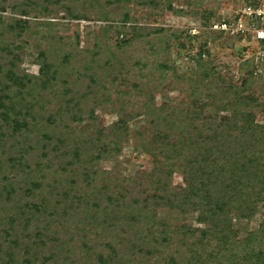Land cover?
<instances>
[{
	"label": "trees",
	"instance_id": "obj_1",
	"mask_svg": "<svg viewBox=\"0 0 264 264\" xmlns=\"http://www.w3.org/2000/svg\"><path fill=\"white\" fill-rule=\"evenodd\" d=\"M171 2L0 0V264H264V231L237 241L233 230L234 219L264 205V125L255 119L264 101L252 92L264 86V63L247 56L241 84L225 80L211 49L240 42L210 29L225 18L169 8L201 18L210 34L200 40L138 24L129 7L158 15ZM60 12L106 24L80 47L79 32L70 36V23L54 21ZM111 32L113 45L105 43ZM22 37L32 41L37 74L23 67L24 46L6 45ZM156 37L163 71L171 39L180 51L201 42L187 56L195 71L185 102L157 106L154 85L126 77L136 65L128 50ZM100 109L117 121L102 126ZM129 141L152 158L150 170L125 173L118 157ZM176 173L181 189L172 187ZM163 210L195 216L204 228L171 227Z\"/></svg>",
	"mask_w": 264,
	"mask_h": 264
},
{
	"label": "rangeland",
	"instance_id": "obj_2",
	"mask_svg": "<svg viewBox=\"0 0 264 264\" xmlns=\"http://www.w3.org/2000/svg\"><path fill=\"white\" fill-rule=\"evenodd\" d=\"M246 1L252 0H172V2L165 6V10L158 15L149 14L148 10L134 6L130 3L129 7L133 8L132 16L136 18L138 24L143 26L152 27H164L172 31H189L192 35H197L200 40L205 38V35H209V29L202 24V20L197 16H179L172 12L169 8L182 9L183 11H206L214 12L215 16L218 18H230L234 12L243 5ZM260 1V0H257ZM263 1V0H261ZM189 2L196 3L192 6ZM5 17L11 16L9 11L3 13ZM59 17L55 19L56 22L70 23L69 35L71 36L76 31L80 34V47H83L86 39L89 37L91 39L90 45H92V32L98 30V26L101 24H106L105 22L95 21L92 19L90 21H66L60 19L63 12L59 13ZM53 19H39V21H46ZM78 25V26H77ZM114 25H120V22L114 23ZM112 36L110 40H105V43L113 45L117 42L116 34L111 32ZM158 37L147 39V41L142 43H134L132 47L128 50L130 56H132V64H136L132 68L130 76H126L130 80H135L140 84H148L150 86H155L157 91L154 92L155 104L161 106L164 103L177 105L180 102H185L187 100L188 83L185 80L190 76L189 74H194V65L188 59V55L195 56L197 53V48L200 45V40L194 43V49L190 50L185 48L180 51L178 46L179 41L170 40V55L172 64L170 70L163 71L159 69L157 63L160 57L156 56L154 53V46L156 44L159 46ZM223 38H221V41ZM32 41L26 37H22L18 40H13L6 45H22L23 54L25 56L23 60L24 69L30 74L38 73V66L34 63V55H32L33 47ZM147 43V44H146ZM164 45V44H163ZM162 45V46H163ZM212 46L210 40L208 41L207 48ZM165 47V45H164ZM244 44L238 42H229L223 46L217 45L214 49H211L212 55L214 57V64L218 69V72L225 78V80H232L233 83L241 84L242 72H241V62L247 57V53H243ZM245 52V51H244ZM131 68V67H130ZM259 77V76H257ZM259 82V81H258ZM253 94L258 96L261 101H264V86L261 82L253 85ZM136 99H132V106L136 109ZM98 120L102 126H108L117 121L116 115L110 113L109 111L97 110ZM256 122L260 125H264V112H256ZM144 126L140 124L138 128H143ZM85 128V127H84ZM137 147H134V143L129 141L124 145L121 154L118 157V161L122 163L123 169L126 174L132 175L137 172H146L152 167V158L146 154H142ZM101 167L103 169L113 171V165L109 163H102ZM12 180L4 182L1 186H8ZM172 187L181 189L183 188L182 176L180 174H174L172 178ZM159 217L167 225L171 227L177 226H192L195 228H204V225L196 223L195 216L178 214L170 210H163L159 212ZM233 230L237 233V241H242L248 235V233H258L264 231V205L260 206L258 211L254 213L251 219H234Z\"/></svg>",
	"mask_w": 264,
	"mask_h": 264
},
{
	"label": "built area",
	"instance_id": "obj_3",
	"mask_svg": "<svg viewBox=\"0 0 264 264\" xmlns=\"http://www.w3.org/2000/svg\"><path fill=\"white\" fill-rule=\"evenodd\" d=\"M210 29L240 36V43L247 48V56L264 63V4L248 2L230 18L213 23Z\"/></svg>",
	"mask_w": 264,
	"mask_h": 264
}]
</instances>
